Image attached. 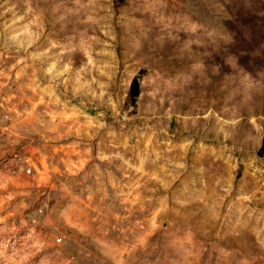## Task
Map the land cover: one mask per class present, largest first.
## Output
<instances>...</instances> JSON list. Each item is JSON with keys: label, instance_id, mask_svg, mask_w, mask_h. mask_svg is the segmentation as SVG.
I'll return each mask as SVG.
<instances>
[{"label": "rangeland", "instance_id": "1", "mask_svg": "<svg viewBox=\"0 0 264 264\" xmlns=\"http://www.w3.org/2000/svg\"><path fill=\"white\" fill-rule=\"evenodd\" d=\"M263 146L264 0H0V264H264Z\"/></svg>", "mask_w": 264, "mask_h": 264}, {"label": "trees", "instance_id": "2", "mask_svg": "<svg viewBox=\"0 0 264 264\" xmlns=\"http://www.w3.org/2000/svg\"><path fill=\"white\" fill-rule=\"evenodd\" d=\"M140 95V81L139 77H135L132 81L129 94H128V102H130L133 106L137 105V98ZM264 146L261 148L260 152H262Z\"/></svg>", "mask_w": 264, "mask_h": 264}]
</instances>
